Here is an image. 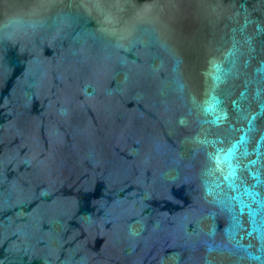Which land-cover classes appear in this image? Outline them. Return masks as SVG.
<instances>
[{
  "label": "water",
  "instance_id": "1",
  "mask_svg": "<svg viewBox=\"0 0 264 264\" xmlns=\"http://www.w3.org/2000/svg\"><path fill=\"white\" fill-rule=\"evenodd\" d=\"M0 264H264V0H0Z\"/></svg>",
  "mask_w": 264,
  "mask_h": 264
}]
</instances>
